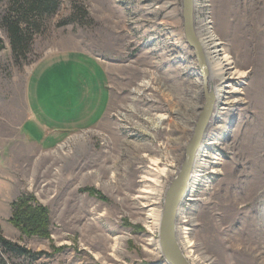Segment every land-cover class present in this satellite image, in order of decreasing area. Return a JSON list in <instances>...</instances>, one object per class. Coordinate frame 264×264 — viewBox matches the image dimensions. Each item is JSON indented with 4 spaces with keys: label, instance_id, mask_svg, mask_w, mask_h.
<instances>
[{
    "label": "rangeland",
    "instance_id": "obj_1",
    "mask_svg": "<svg viewBox=\"0 0 264 264\" xmlns=\"http://www.w3.org/2000/svg\"><path fill=\"white\" fill-rule=\"evenodd\" d=\"M12 2L0 0V231L31 255L0 250V264H166L145 217L151 207L161 213L205 101L183 35L181 0H57L51 15L29 26ZM11 13L21 18L16 54L4 26ZM193 20L198 39L211 30L245 77L237 100L209 118L199 145L219 156L218 171L185 191L176 240L189 264H264V0H197ZM60 54L45 67L37 95L43 111L34 115L68 133L41 145L26 139L31 128L20 129L26 106H37V79L29 75L39 60ZM208 78L207 89L220 82ZM105 79L110 95L102 117ZM148 158L166 169L153 202L137 197L151 185L142 180L154 172ZM20 194L46 208L45 237L9 223L10 203Z\"/></svg>",
    "mask_w": 264,
    "mask_h": 264
},
{
    "label": "bare ground",
    "instance_id": "obj_2",
    "mask_svg": "<svg viewBox=\"0 0 264 264\" xmlns=\"http://www.w3.org/2000/svg\"><path fill=\"white\" fill-rule=\"evenodd\" d=\"M193 1L197 3V0H193ZM205 37L206 38L208 37V38L205 40ZM199 40H200V44L202 46V51L204 54L203 70L205 67L206 73H207V79H205V84L203 85L204 92L210 95V99L212 100L211 109L213 111L216 108L217 109L223 108L222 106L220 107V105H229V104H232L235 100H237V97L239 95H236V94H239L240 87L242 83L244 82L245 71L237 69L232 64L230 60V56L219 45V42L216 41L211 30H208V33L205 34L204 37L199 38ZM207 41H210V42H207ZM209 74H211V77H218L220 79V82L218 85H214L212 88L207 89L206 84H207V80L209 79L208 78ZM201 77H202V74H201ZM163 119H164V114L156 116L157 123L163 121ZM211 143L212 142H208V144H211ZM203 147L204 145H199L195 151V154H194L195 159L193 160L191 172L189 173L191 177V178L189 177V179L191 180L190 181L188 180L189 184L187 183L186 189H185V191L187 192H189V189L193 190L195 186L194 182L197 179H199V177H204L205 179H207L205 177V174L216 173L218 171V168L215 167L216 166L215 164L219 162V156L217 154H214L209 157V155H207ZM148 160H149V163L152 166H154L153 168H151L154 172L149 170L148 172L145 173V175L142 176V180H146V182L149 181L151 185L149 184L143 185L139 193L137 194V197H140V199H142L145 202L147 201L153 202L154 201L153 199H157V195H159L158 192H160V188H159L160 179H161V176L165 175L166 169L164 167L159 168L157 165L156 159L148 158ZM160 214L161 213H158V211L154 207H151L148 209L145 218H146V223L149 226V228L151 229L158 228ZM118 242L119 240L116 239L114 240V243L111 245L110 249H111V254L113 255L117 249ZM180 243H181V246L185 249V251L189 255V252H191V248H189L191 245V242L188 239H182ZM178 247L180 249L179 243H178ZM154 249L157 251L159 250L157 244H155ZM181 253L183 254L182 251ZM191 254L193 253L191 252ZM183 257L185 258L184 254H183ZM190 258L194 260V257H192V255Z\"/></svg>",
    "mask_w": 264,
    "mask_h": 264
},
{
    "label": "water",
    "instance_id": "obj_3",
    "mask_svg": "<svg viewBox=\"0 0 264 264\" xmlns=\"http://www.w3.org/2000/svg\"><path fill=\"white\" fill-rule=\"evenodd\" d=\"M182 7V28L186 44L193 51V59L196 66L202 74L203 85L207 79V73L204 65V54L200 41L194 30V2L193 0H181ZM4 47L2 38H0V50ZM204 94V104L200 110L197 121L193 127L192 135L185 146L184 157L175 177L168 185L162 199L161 214L157 228L159 252L166 264H189L183 257L175 236V221L177 211L184 195L188 183L190 172L195 159V151L199 146L204 131L209 124L212 114V100L206 92Z\"/></svg>",
    "mask_w": 264,
    "mask_h": 264
},
{
    "label": "trees",
    "instance_id": "obj_4",
    "mask_svg": "<svg viewBox=\"0 0 264 264\" xmlns=\"http://www.w3.org/2000/svg\"><path fill=\"white\" fill-rule=\"evenodd\" d=\"M57 0H13L11 7L17 13L22 14L29 19L27 25H33L35 21L43 15H51L56 7ZM19 5V8H18ZM24 12H22V11ZM14 13L6 15L4 26L9 34L11 48L13 53H17L19 46L22 45V29L19 25L20 19L13 20ZM9 223L20 230L26 236H46L48 226V216L46 208L38 203L31 194H20L15 200L10 203ZM0 250L3 253L11 255L30 256V251L5 238L0 231ZM1 264H4L1 260Z\"/></svg>",
    "mask_w": 264,
    "mask_h": 264
},
{
    "label": "crops",
    "instance_id": "obj_5",
    "mask_svg": "<svg viewBox=\"0 0 264 264\" xmlns=\"http://www.w3.org/2000/svg\"><path fill=\"white\" fill-rule=\"evenodd\" d=\"M67 53H69V51H67L63 55L66 56ZM64 56H62V54H60V56L56 58V56L52 55V56L47 57L45 59H41L35 64V66L30 71L31 74L29 76L31 77V81L34 77L37 79L36 87H35V89H37L36 90L37 92H35L33 94V90H32V94H31V98L34 100V104L37 106H34V109H32V110H31V107L29 109H27V106H26L25 109H26L27 113L24 116L23 120L20 122V129L27 131V129L31 128V130L33 131V135L30 132H27L26 139L27 140L31 139L32 141H34L32 139V136H33L34 139H36V141H34V142H39L41 145L55 144L57 141L61 140V138L64 137L63 136L64 134L68 133V131H66L65 129L62 131H59L56 129L53 130L52 128H47L45 125L46 123H44L42 121L45 118L38 116V119L36 120L35 115H34L35 112H37V110L39 108L41 109V111H43L41 106L38 103L37 95H38L39 86L45 82V80L41 81L42 77L45 75V73L47 71V69L45 67L48 65H51L55 60H57L58 58L64 57ZM104 78H106V70L105 69H104ZM103 84H104L103 86H104L105 91L101 92V95L99 97L100 104L98 105V106H101V108H102V110H101V116L102 117L107 110V106H108V102H109V95H110L109 86L107 84L106 79H105V82ZM86 94L87 93H85L83 96L85 97ZM98 96L99 95H97V97ZM30 106H31V100H30ZM89 109H90V107H88V111H89ZM102 117L101 118L99 117V119H97L96 122L92 123L91 125L82 126L79 130L88 129V128L94 126L96 123H98L102 119Z\"/></svg>",
    "mask_w": 264,
    "mask_h": 264
}]
</instances>
